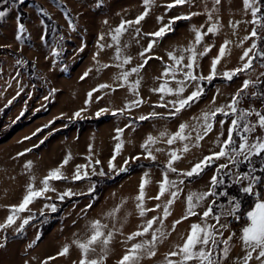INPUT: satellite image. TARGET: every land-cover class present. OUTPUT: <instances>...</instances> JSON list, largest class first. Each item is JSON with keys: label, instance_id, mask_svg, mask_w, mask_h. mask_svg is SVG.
I'll return each mask as SVG.
<instances>
[{"label": "rangeland", "instance_id": "374dc122", "mask_svg": "<svg viewBox=\"0 0 264 264\" xmlns=\"http://www.w3.org/2000/svg\"><path fill=\"white\" fill-rule=\"evenodd\" d=\"M169 3L172 0H152L148 5L144 0H0V11H5V15L0 17V223L10 214V206L21 201L28 183L40 187L49 170L60 166L65 157L71 155L68 164L62 168L67 179L50 181L55 191L46 193L29 205L30 212L20 213L16 224L0 229V244L4 245L0 247V264H43L45 261L47 264H79L81 253L72 241L87 239L90 222L94 220L107 225L105 232L113 231V239L102 264H117L132 244L150 239L156 229L164 233L155 245L156 255L149 257L142 254L139 264H166L167 254L178 250L177 246L184 243L190 226L205 222L202 213L212 205V196L216 199L213 202L216 210L206 218V222L214 225L212 231L216 243L210 242L204 247L211 251L214 264H244V257L251 249L246 248L241 240L242 228L247 223L245 213L254 206L257 197L247 194L254 197V201L244 213V223L240 224L234 216L222 213H227L238 201L227 194V188L232 183L237 184V175L243 174L237 170L238 164L245 161L242 155L232 153L231 148L238 149L244 136L250 143L264 138V129L258 126L256 115L262 114L264 101L259 95L264 94V89L257 91L254 87L264 78L261 74L264 73L263 56L260 55L263 50L257 43L260 37H264V28L252 23L251 9L245 8L244 0H221L219 4H215L214 0H188L171 9L167 7ZM146 8L148 15L140 24H125L126 31L120 35L119 43L112 40L113 30L122 21L135 20ZM175 16H188L190 19L175 21L172 24L174 31L163 38L145 35L158 30ZM158 17L163 19L158 20ZM18 23L25 25L23 33L18 31ZM214 24L218 30L208 32L207 29ZM253 28L257 29V37L250 36ZM194 29L204 34L199 44L195 43ZM18 36L20 39H17ZM154 39L157 42L151 51L145 52ZM226 42L227 53L217 64V75L212 80H185V91L180 97L175 93L152 91L165 81L169 87H177V81L184 80L187 71L197 77L208 76L213 59ZM252 43L257 44V48L250 53L252 67L237 73L231 80L225 78L222 73L243 67L248 58L241 57ZM101 44L104 45L102 50ZM190 46H194L197 56L193 68L189 70L185 65L191 53L184 49ZM205 48L209 51L205 52ZM54 50L59 54L53 55ZM169 52L183 55L184 61L175 65L168 56ZM141 53L144 55L141 56ZM127 57L131 58L130 62L119 67ZM145 59L148 62L144 67L131 72ZM105 64L109 67L97 71ZM166 67L170 71L164 76ZM89 69L88 76L82 80L80 77ZM123 72L130 73L127 82L118 79ZM137 80L139 85L133 89L132 85ZM244 80L254 83L237 97V112L232 113L228 105L242 88ZM102 84L111 87L101 88ZM198 87L203 89L202 97L175 116L169 115L175 110L171 101L186 97ZM90 92L91 97L88 95ZM132 101L140 103L126 107ZM162 104L167 106L162 107ZM218 107H223L224 112L209 117L212 129L197 141L196 136L203 135V113ZM100 109L108 111L97 116ZM118 109L125 110L119 112ZM78 111L80 117L74 115ZM242 111L251 114L246 120H240L232 133L234 143L229 146V155H236V160L230 163L228 156L221 157L199 176H184L183 172L190 170L195 163L219 151V142L227 138L231 121L237 119ZM153 112L159 115L151 116ZM140 116H147L148 119L140 120ZM245 123L255 125V131L245 132ZM180 124L188 125L185 135L189 139L167 144L168 137L179 130ZM37 129L41 131L37 132ZM118 129L123 131L118 132ZM161 133L166 135L161 136ZM149 135L157 137V142L149 145L155 160L147 159V152L141 147ZM40 141H44L43 144ZM117 143H122L123 147L113 161L116 168L110 169L108 161L115 154ZM185 144L189 146L188 152L182 151ZM172 150L181 156L173 163L177 172L167 168ZM137 156L139 160L133 159ZM126 159L129 160L128 165H124ZM29 161L31 167H26ZM81 164L85 165L81 175L84 172L88 175L81 180H73L71 177ZM220 164H228V167L217 172ZM121 166L127 171L119 172ZM100 171L106 175H99ZM165 173L174 185L169 184L168 191L160 199H152L158 195L159 183ZM145 174L149 183L144 189V206L153 211L141 217L136 197ZM213 175H217L223 183L213 186L210 182ZM248 183V180H242L237 184L239 190ZM90 188L93 190L89 191ZM68 189L75 195L63 200L57 198ZM210 190L214 194L198 204L195 209L197 215L181 219L187 215V197ZM254 191L264 199V178L261 189L258 190L256 183ZM172 192H177L175 198L171 196ZM219 197L225 198V201H220ZM169 199L174 200L169 206L171 214L163 218V209ZM46 204H54L57 210L52 212L45 207ZM117 208L119 210L114 216L108 215ZM29 214L34 218L17 233L21 220ZM236 215L239 216L237 210ZM153 216L162 218L163 224L154 223L143 237L127 239ZM216 216L220 217L219 222ZM176 220L181 222L173 227ZM221 224L227 227L221 228ZM157 236L160 237L159 232ZM65 244L70 245L69 254L58 256ZM225 248L228 249L227 255L224 254ZM99 254L98 245L96 252L89 256L96 258ZM258 254L259 250L252 252L248 264H264V258L258 259ZM49 257L56 258L49 260ZM168 258L174 261L180 259ZM188 264L199 262L190 261Z\"/></svg>", "mask_w": 264, "mask_h": 264}, {"label": "snow or ice", "instance_id": "6c2138e0", "mask_svg": "<svg viewBox=\"0 0 264 264\" xmlns=\"http://www.w3.org/2000/svg\"><path fill=\"white\" fill-rule=\"evenodd\" d=\"M6 2V0H5ZM188 0H172V3H169L167 7L169 9L174 8L177 5H183ZM215 4H219L221 0H214ZM145 5H148L152 3V0H144ZM245 8L251 9L253 20L252 23L258 25L260 28H264V17H259L257 14L261 12V8L257 6L256 0H244ZM41 11L43 9L41 8ZM5 15V11H0V17H3ZM148 15L147 8L144 12H142L139 16L136 17L135 20H128V21H122L120 25L115 28L114 34L112 35V40L115 41L117 44L119 43V37L120 35L126 31L125 24L127 25H133V24H140L141 21L145 19V17ZM192 15H197V13H193ZM163 17H158V20H162ZM181 19H190L188 16H175L173 17L167 24H164L162 27H160L158 30L151 32V33H145L147 36L155 37L157 39L163 38L168 34L169 32L174 31L172 28V24L175 23L177 20ZM209 19H211V14H209ZM18 31L20 33H23L25 31V25L23 23H18ZM218 30L217 25H213L207 29L208 32H216ZM137 32L140 30L137 28ZM195 31V43L199 44L204 34L194 29ZM251 37H257L258 32L256 28H253V30L250 33ZM17 39H20L18 36ZM101 40H103V35L100 37ZM247 39V37L245 38ZM260 39H264V37H260ZM157 42L156 39L152 40L147 48H145V52H150L153 48L154 44ZM227 43L220 46L218 50V55L213 59L211 63V71L208 76H200L197 77L196 75H193L191 71H187L184 73V80L177 81V87H169L167 81H165L163 84H161L158 88L152 89L154 92L159 93H167L172 94L175 93L177 97H180V94L184 93V82L185 80H212L216 75V66L221 61V59L226 55L227 53ZM104 45L101 44L100 48L103 49ZM257 48L256 43H252L251 47L246 49L243 53V56L241 59H244L247 57V61L244 63L242 68H236L232 71H226L222 73V75L227 78L228 80H231L237 73L243 72L247 69H250L252 67V56H250V53H253V50ZM184 51H187L191 53L189 55L188 60L189 62L185 65L187 69H192L195 61L197 53L195 51L194 46H190L187 49H184ZM209 49L205 48V52H208ZM59 53L55 50L53 51V55H58ZM204 53H200V55H203ZM96 55H99L97 53ZM144 53H141V56H143ZM260 55L264 56V52H261ZM168 56L171 58L172 61H174L175 65H180L182 61H184V56L180 55L177 56L176 54L169 52ZM95 59V57H94ZM117 59H119V49H117ZM130 57H127L123 60V63L119 65V67H123V64L130 62ZM20 61H18L19 63ZM148 62L147 59L144 60L142 64H139L136 68H132L131 72H137L139 68L144 67V64ZM109 65L105 64L100 66V68L97 69V71L101 70V68H107ZM85 71L84 74L80 77L82 80L88 76L89 72ZM170 69L168 67L165 68V71L163 73L164 76H167L169 74ZM264 75V73H261ZM130 73L129 72H123L118 77V79H122L123 81L127 82L128 77ZM175 79V76L172 77ZM254 81L252 80H244L242 88L236 93L235 96L232 98L231 104L228 105V108H230L232 113L237 112L236 104L238 102L237 97H240L241 94L249 87L250 84H253ZM139 85V80L135 81V83L132 85V88L135 89ZM101 88L105 87H111L110 85H100ZM93 91H96V89H93ZM203 93L202 88H197L195 91L190 92L186 97L178 98L173 101H171L172 107L175 109L174 111L170 112L169 115L175 116L177 113H179L182 109H184L186 106H189L190 103L194 102L195 100L199 99ZM89 97H91L92 93L90 92ZM253 95H256L253 93ZM47 99V97H46ZM161 100H163V96H161ZM11 103V101H9ZM140 101H132L130 105H126V107H131L132 105L139 104ZM162 107H166L167 105H161ZM125 109H118L117 111L123 112ZM83 111V109L81 110ZM108 111V109H100L96 115L99 116L102 113ZM217 112H224L223 107H218L214 111L211 112H205L203 113V119H204V129H203V135L198 134L196 136V140H202L205 135H207L208 132L212 129V124L208 123L210 116H215ZM23 114V113H22ZM80 111L76 112L74 115L76 117H80ZM115 114V113H113ZM227 115V113H225ZM251 113L249 111H242L240 112L237 119H234L231 121L232 127L228 129V135L227 138L224 139L222 142H219L221 144V147L219 151H214L210 155L205 156L203 159H201L199 162L195 163L190 170L183 172L184 176L187 177H193V176H199L203 173L205 168H207L210 164L213 163L214 160H219L221 157L228 156L229 162H234L236 160V155H242L244 160H248L249 157L253 155H261L264 153V138H257L255 142L250 143L248 140V137L244 136L241 137V142L238 145V149L236 147L231 148V152L235 153L236 155H229V146L234 143L232 133L237 127L240 120H246L247 116ZM151 116H157L159 115L156 112H153L150 114ZM258 120L257 124L260 128L264 129V114L256 113ZM140 120H146L148 119L147 116H140ZM49 123H52L50 121ZM223 123V121H221ZM44 127H48V125H45ZM188 127L187 124H180L179 130L173 133L171 136L168 137L166 143L171 145L176 140L185 141L189 139L188 135H185V129ZM245 132H254L256 126H249L248 123H245L243 125ZM41 131V129H37V132ZM118 132H122L123 129H118ZM36 133H33L35 135ZM161 136L166 135V133H161ZM24 139H30V137H25ZM44 141H40L41 144H43ZM157 142V137H153L149 135L147 139L145 140L144 144L141 145L142 148H144L147 152V159L155 160L156 156L153 155L152 151L149 148V145L155 144ZM34 147H37V145H34ZM123 147L122 143H117L115 147V154L112 156V158L108 161V167L110 169L116 168V165L113 163L116 159V155L120 153L121 148ZM26 151H31V149H27ZM157 151H160V149H157ZM183 152L189 151L188 144H185L183 149ZM18 155H23V153H18ZM71 159V155L65 157V159L62 161L60 166L53 168L49 170L48 174L42 179L40 182L41 186L37 187L34 183H28L26 186L25 194L23 195L21 201L18 204L11 205V212L6 217L5 221L3 223H0V229H6L8 227H11L12 225L16 224L17 220L20 219V213L24 212H30L29 205L33 204L36 200H38L40 197H44L46 193L50 191H55L54 188L51 187L50 181L53 180H63L67 179L66 176L62 173V168L68 164L69 160ZM135 160H139L140 157H133ZM181 159V156L177 154L176 150H172L170 152V158L167 162V168L171 172H177L178 169L173 166V163L175 161H178ZM97 164L100 163V161H96ZM129 160L124 161V165H128ZM26 167H31V161L28 162ZM228 167V164H220L217 172H219L220 169H225ZM85 168V165L81 164L77 166L75 169V173L72 175L73 180H81L85 176L88 175L87 172H84L83 175H81V170ZM119 172H125L127 171V168L124 166L119 167ZM93 174H97L93 172ZM99 175L103 176L106 175L104 171H100L98 173ZM147 174H145V178L142 179L140 186H139V193L136 197L138 203L136 207L139 209V215L141 217L145 216V214L149 211H153V209H147L144 206V199H145V186L149 183L148 179L146 178ZM34 179V178H33ZM259 177H250L249 173H243L238 174L236 177V183H241L242 180H248L249 183L247 186H242L241 191L245 194H252L257 197L255 200L254 206L245 213L247 217V223L242 228V236L241 240L243 241V244L246 248H250L251 251L247 253V255L244 257V264H248V261L252 259V252H255L259 250L258 259L264 258V199L260 198V194L254 191V185L259 180ZM211 184L213 186L223 183V181L219 180L217 175H213L211 177ZM183 183V181H181ZM169 184H173L174 182L169 181L167 178V173L164 175V179L159 183V193L157 196L152 197V199H160L161 196L165 194V192L168 191ZM93 189H89V191H92ZM214 193L210 191L200 193V194H191L187 197V215L182 216L181 219L187 220L189 216H196L197 213L195 211L198 204L205 199V197L209 195H213ZM75 195V193L72 192L71 189H68L67 191L63 192L62 194L58 195V199L63 200L65 197ZM171 196L175 198L177 196V192H172ZM174 202L173 199H169L167 201V204L164 206L163 209V218H167L171 213L169 211V206ZM46 208H49L52 212H55L56 206L54 204H46ZM90 207V206H89ZM157 208L160 207V205H156ZM240 208V202L237 201L232 209H230L227 213H222L230 216H234L237 220H239L241 217L236 215V210ZM119 209H114L113 212L108 213L109 216H114L115 212ZM43 210H41V215H43ZM213 214V207L210 204L202 213V219L205 220L203 224L201 223H194L190 226V231L184 240V243L182 245H178L176 251H171L167 254L165 258L166 264H188L190 261H198L199 264H214V261L212 259V253L210 250H206L204 246L208 245L210 242L212 244H215L216 241L213 238V231L214 225H209L206 222V218H208L210 215ZM33 215L29 214L26 217H24L19 226L16 228V232H21L25 225H27L32 219ZM215 219L217 222H219L220 217L216 216ZM161 223L163 224V219L153 216L152 219L147 220L146 224L139 230L132 232L127 239L132 240L135 237H143L145 234L149 233V231L152 229L154 223ZM181 220H176L173 223V227L175 225L180 224ZM221 228H226L227 225L221 224ZM107 228V225L101 224L99 220H94L90 222L89 230L90 234L87 236V239L81 241L79 239L73 240L72 244H74L81 253V258L79 259V264H102L104 259L107 257L108 254V246L111 243L113 239V231H107L105 232L104 229ZM157 232L160 233V237L157 236ZM164 236V233L161 229H156V231H153L151 233V238L147 240H142L139 243H134L131 245L130 248H128L125 253L122 255V257L117 261V264H139V261L142 259V254H145L149 257L155 256V245L157 243V240ZM230 239V238H229ZM225 244L228 243L227 240L224 241ZM100 246V254L96 258H90L89 254L96 252V246ZM3 244H0V247H3ZM70 245L65 244L62 248V250L58 253V256H66L69 254ZM228 249H224V254L227 255ZM168 257H180L179 260H172ZM56 257H49V260H53ZM43 264H47V261L43 262ZM75 264V262H74Z\"/></svg>", "mask_w": 264, "mask_h": 264}, {"label": "trees", "instance_id": "16d2710c", "mask_svg": "<svg viewBox=\"0 0 264 264\" xmlns=\"http://www.w3.org/2000/svg\"><path fill=\"white\" fill-rule=\"evenodd\" d=\"M257 6L261 8V12L258 13L257 15L259 17H264V0H258ZM257 43L260 45L261 49L264 52V39H258ZM261 62L264 64V56H263V59H261ZM254 87L257 89V91L263 90L264 89V78H262L259 82H257L254 85ZM202 96L203 94L201 95V97ZM259 98H261V100L264 101V94L259 95ZM261 113L264 114V106L261 109ZM17 125H14V127ZM237 170L240 173L249 172L250 175H257L260 178L257 182L258 190H260L261 183L264 178V153H262L261 155H253L249 157L248 160H245L242 163H239ZM94 189L98 190V188H94ZM227 194L232 195L234 198H236L240 202V208L237 210V213L241 217L239 219L240 224L244 223L246 220V218L244 217V213L252 206L254 197L241 192L239 190L238 185L235 183H232L228 186ZM212 198H213L212 207H213V210H216L213 205V202L216 201V199L214 196H212ZM219 200L225 201V198L219 197Z\"/></svg>", "mask_w": 264, "mask_h": 264}]
</instances>
